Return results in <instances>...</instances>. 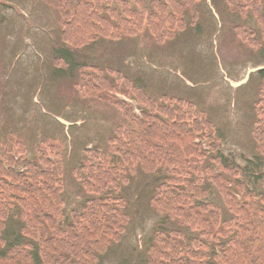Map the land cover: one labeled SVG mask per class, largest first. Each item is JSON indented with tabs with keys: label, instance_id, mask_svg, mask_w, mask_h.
<instances>
[{
	"label": "trees",
	"instance_id": "trees-1",
	"mask_svg": "<svg viewBox=\"0 0 264 264\" xmlns=\"http://www.w3.org/2000/svg\"><path fill=\"white\" fill-rule=\"evenodd\" d=\"M44 1L60 12L64 49L76 53L146 32L164 45L187 30L189 13L200 25L205 0ZM225 2L237 18L253 14L260 29L240 24L236 35L264 49V0ZM82 68L83 94L120 110L130 126H118L108 149H86L74 173L89 197L71 217L70 157L60 145L43 142L30 158L21 140L0 139V264H107L126 240L133 219L126 190L139 172L156 178L151 203L172 227L158 224L137 262L114 264H264V171L226 157L222 132L193 102L156 100L119 68ZM255 112L254 142L264 156V87Z\"/></svg>",
	"mask_w": 264,
	"mask_h": 264
},
{
	"label": "rangeland",
	"instance_id": "rangeland-1",
	"mask_svg": "<svg viewBox=\"0 0 264 264\" xmlns=\"http://www.w3.org/2000/svg\"><path fill=\"white\" fill-rule=\"evenodd\" d=\"M199 10L200 25L191 24L189 13L187 30L164 45L146 32L101 40L72 54L64 49L59 10L41 0H0V139L21 140L30 158L43 142L60 145L70 157L64 170L67 216L89 197L74 173L86 160V149H108L118 126H130L120 110L79 89L83 64L122 69L156 100L193 102L222 132L223 154L263 173L264 156L253 135L254 103L264 87V73L255 69L264 64V49L255 50L236 35L237 25L260 26L252 13L233 16L224 0H205ZM132 104L140 115L137 102ZM253 187L261 191L258 183ZM156 188L151 175L139 172L133 178L126 190L133 219L107 264L137 262L158 224L172 227L151 203Z\"/></svg>",
	"mask_w": 264,
	"mask_h": 264
}]
</instances>
